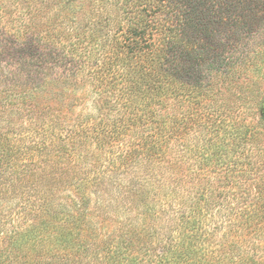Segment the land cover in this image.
<instances>
[{"label": "trees", "instance_id": "trees-1", "mask_svg": "<svg viewBox=\"0 0 264 264\" xmlns=\"http://www.w3.org/2000/svg\"><path fill=\"white\" fill-rule=\"evenodd\" d=\"M8 1L21 12L14 25L15 20L7 23L0 12V34L5 41L0 48V100L7 96L16 102L15 91L31 118L23 128L27 135L0 140V181L12 172L7 183L0 184V197L9 192L7 185L17 193L26 182L33 196L34 189H39L36 201L27 207L31 220L9 238L10 246L39 248L35 254L15 255L28 261L10 264H66L64 260L85 251L88 243L102 246L93 242V233L83 236L85 228L94 227L86 205L90 189L100 192L98 199L107 203L112 176L101 172L99 165L94 167L93 178L92 173L85 179L73 176L79 172L74 168L64 175L55 166L40 171L27 168L21 175L15 164L14 169L9 164L22 149L33 146L29 141L36 134L33 121L41 122L45 134L62 130L59 127L68 122L71 110L68 101H75L79 90L89 95L86 86L91 84L98 116L68 128L58 147L41 146L46 160L71 155L76 145L83 148L94 141L105 150L109 142L134 127L139 132L137 142L120 157L114 156L111 166L118 164L120 172L133 173L137 162L145 166L143 160L165 161L175 128L174 95H187L200 106L207 95L209 73L216 71L223 80L241 79L247 72L264 73V0ZM244 38L249 42L226 56L229 46L245 42ZM82 74L85 80H79ZM235 87L241 99L242 86ZM38 113L42 121L33 120ZM7 115L0 113V121ZM244 129L251 130L239 126L240 139L259 137L257 132L242 135ZM57 179L63 180L61 184ZM63 190L68 194L59 198L61 208H56L54 201ZM255 190L257 198L228 204L217 188L196 189L169 236L159 239V234L155 246L163 247L155 263L148 264H264V185ZM61 213L64 222L56 224ZM138 230L125 228L98 262L143 264L129 251L131 246H147L144 229ZM136 252L140 255L139 249ZM46 258L48 263L43 261ZM0 264H8L2 256Z\"/></svg>", "mask_w": 264, "mask_h": 264}, {"label": "rangeland", "instance_id": "rangeland-1", "mask_svg": "<svg viewBox=\"0 0 264 264\" xmlns=\"http://www.w3.org/2000/svg\"><path fill=\"white\" fill-rule=\"evenodd\" d=\"M0 9L7 23L15 20L13 25L18 24L20 8L12 5L8 0H0ZM1 28L0 26V31ZM2 39L0 34V48L5 42ZM245 40L238 45L236 43L233 44L234 46H229L230 49L226 56L231 50L239 49L243 43L249 42V38ZM245 74L241 79L234 80L231 77L223 80L216 71L209 73L207 76L208 91L205 93L207 95L200 106H195L187 95L180 97L174 95L172 125L175 128L169 136L168 156L162 162L143 160L145 166L137 162L133 173H124L123 170L121 173L117 169L118 164L111 166V163L114 156L115 158L120 157L122 152L127 151L130 145L137 142L139 132L134 127L126 134H121L117 140L109 142L105 150L96 146L95 141L83 148L78 144L71 155L59 154L49 161L46 160L45 151H40L41 146L49 149L58 147L57 143L65 139V131L68 128H74L85 119L92 122L98 116L94 108L96 95L91 93L90 82L87 86L82 82L89 89V95L79 90L77 99L68 101L71 110L67 115L68 122L59 127L63 128L62 130L45 134L40 126L41 122L33 121L36 134L29 139L33 146L28 145L27 149H22L20 156L17 159H11L9 164L13 169L15 164L21 175H25L27 168L40 171L49 166H55V169H61L64 175L68 170L73 173L74 168L79 172L73 176L78 174L85 179L92 173L90 178H93L94 167L99 165L101 172L105 171L107 176H112L108 178L110 184L108 186L113 193L111 194L110 191L107 203L98 199L100 192L96 193L95 190L90 189L91 200L86 205V214L90 215L89 221L94 227L85 228L86 235L83 236L88 237V232L93 233V242L95 244L102 242V246H89L87 242L86 250L77 252L74 256L64 260L69 262L66 264H103L98 260L108 254L110 251L108 248L116 244L113 240L128 227L129 229L135 227L139 229L138 232L144 229L143 235L145 234L144 240L147 245L131 246L129 251L134 252L132 257L139 256L143 264H148V261L155 263V255L158 249L163 247L155 246L159 234V239H162L165 234L169 236L173 226L178 224L179 215L183 210L182 206L196 194V189L200 187L217 188L228 204H236L239 200H252L259 196L255 186L264 185V137L261 138L264 135V73L247 72ZM80 79L85 80V74H82ZM236 85L242 86L243 97L241 99ZM211 89L213 91H210ZM13 98L16 102L9 101L10 98L7 96H5V101L0 100V113L9 114L0 121L1 141L27 135L23 128L30 124L31 112L28 113L25 110L23 104L20 103L19 94L15 91ZM17 103L22 106L16 105ZM16 107L21 108L18 111ZM194 116L199 119L194 121ZM41 117L42 115L38 113L33 116V120L40 118L42 121ZM46 122L53 128L54 124ZM239 126L251 129L248 132L244 129L242 135L257 132L256 135L259 137L240 139L237 131ZM237 135L238 138H234ZM10 172L5 175L7 179L11 176L12 172ZM7 179L0 181V184L7 183ZM138 179L140 181H137ZM56 181L57 184H61L63 180L57 179ZM6 187L10 188L5 194L7 197H0L2 200L0 204V256L3 262L8 264L28 261L29 258L25 257L15 259V255L27 251L35 254L39 246H10L9 238L12 232L17 231L18 233L24 230L29 222L28 219L31 220V212L27 207L30 202L36 201L39 189H34V197L28 192L26 182L24 188L19 189L17 193L10 185ZM67 194L68 191L63 190L54 201L56 208H61L58 206L62 202L59 198ZM98 207H102V210H96ZM64 219L65 215L61 213L56 224H62ZM136 249L140 250V255ZM43 261L48 263V258Z\"/></svg>", "mask_w": 264, "mask_h": 264}]
</instances>
